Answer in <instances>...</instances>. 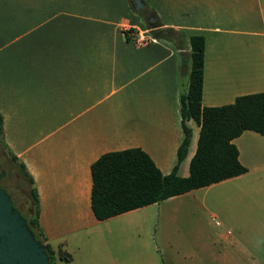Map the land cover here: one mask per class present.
Returning <instances> with one entry per match:
<instances>
[{"label":"crops","instance_id":"obj_1","mask_svg":"<svg viewBox=\"0 0 264 264\" xmlns=\"http://www.w3.org/2000/svg\"><path fill=\"white\" fill-rule=\"evenodd\" d=\"M142 2L144 19L129 0H0L4 143L33 180L38 227L54 264L59 251L84 264L76 251L104 239L108 223L117 236L127 234L124 224L141 210L96 220L90 166L101 155L139 148L163 175L176 165L189 37L204 38L203 107L264 92V0ZM151 14L175 32L136 46L135 37H152ZM186 125L191 138L179 177L189 174L199 133L192 120ZM232 142L244 174L160 203L191 197L225 230L191 244L196 262L264 264V136L246 130ZM168 249L165 262L179 264L180 248Z\"/></svg>","mask_w":264,"mask_h":264},{"label":"trees","instance_id":"obj_2","mask_svg":"<svg viewBox=\"0 0 264 264\" xmlns=\"http://www.w3.org/2000/svg\"><path fill=\"white\" fill-rule=\"evenodd\" d=\"M129 2L134 9L132 1ZM138 14L145 18L143 12ZM152 26L154 29L150 32L154 39L169 37L175 32L171 29L163 30L155 23ZM188 42L190 71L188 87L180 95L179 113L183 139L177 149L176 165L169 174L163 175L149 156L139 148L101 155L90 166V206L96 220L103 221L158 204L246 172L238 160V150L232 140L246 130L264 136V92L238 96L233 103L223 106L203 107L201 99L204 38L194 35L189 37ZM190 120L199 126L196 150L189 162L188 176L179 177L177 169L186 156L191 138V129L186 125ZM0 134L4 139L1 116ZM11 157L32 187L30 194L33 210L30 217L25 219L27 227L35 240L44 246L50 263L54 264L53 251L45 243L38 227L39 204L33 180L26 173L25 167ZM58 254L60 259L69 261L66 253L59 251Z\"/></svg>","mask_w":264,"mask_h":264},{"label":"rangeland","instance_id":"obj_3","mask_svg":"<svg viewBox=\"0 0 264 264\" xmlns=\"http://www.w3.org/2000/svg\"><path fill=\"white\" fill-rule=\"evenodd\" d=\"M11 156L8 152L7 158L0 160V168L7 173L2 183L8 189L13 208L23 219H28L33 210L30 194L32 187L19 170L18 164L9 160ZM135 213L130 216L132 222L124 224L128 228L127 234L117 236V232L110 231L117 225L108 223L109 232L104 235V239L93 241L85 251H76V257L80 256L84 264H96L97 260L98 264H118L124 259L129 260L130 264H167L165 257L170 252V246L180 248L184 254L179 264H191V260H194L192 264H201L200 261L196 262L198 256L192 255L191 244L209 242L211 231H218L221 235L225 232L223 228L214 226L191 197L174 198L143 207ZM82 252H86L87 256L82 257ZM55 258L56 264H78L76 260L66 262Z\"/></svg>","mask_w":264,"mask_h":264},{"label":"water","instance_id":"obj_4","mask_svg":"<svg viewBox=\"0 0 264 264\" xmlns=\"http://www.w3.org/2000/svg\"><path fill=\"white\" fill-rule=\"evenodd\" d=\"M134 11H144L142 0H132ZM153 24L154 15H148ZM149 29H153L150 25ZM1 176V175H0ZM0 264H51L44 246L35 240L25 219L13 208L7 193L0 189Z\"/></svg>","mask_w":264,"mask_h":264},{"label":"flooded vegetation","instance_id":"obj_5","mask_svg":"<svg viewBox=\"0 0 264 264\" xmlns=\"http://www.w3.org/2000/svg\"><path fill=\"white\" fill-rule=\"evenodd\" d=\"M9 152L7 146L4 143V139H2L1 134H0V160L7 158V153ZM10 161H12V157H10L9 159ZM13 162V161H12ZM0 189L3 190L5 193L8 194L9 196V192L7 187L2 183V181L6 178L7 173L4 169L0 168ZM10 197V196H9Z\"/></svg>","mask_w":264,"mask_h":264},{"label":"built area","instance_id":"obj_6","mask_svg":"<svg viewBox=\"0 0 264 264\" xmlns=\"http://www.w3.org/2000/svg\"><path fill=\"white\" fill-rule=\"evenodd\" d=\"M154 40H155V39L152 38V37H144V38H141V37H135V38H134V44H135L136 46H142V45H145V44H147V43H149V42H152V41H154ZM215 225L218 226L219 223H218L217 221H215Z\"/></svg>","mask_w":264,"mask_h":264}]
</instances>
